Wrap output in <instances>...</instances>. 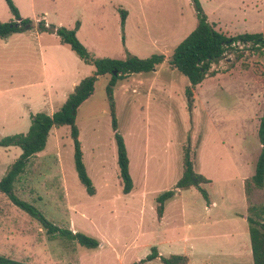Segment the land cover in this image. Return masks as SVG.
<instances>
[{"label":"rangeland","instance_id":"1","mask_svg":"<svg viewBox=\"0 0 264 264\" xmlns=\"http://www.w3.org/2000/svg\"><path fill=\"white\" fill-rule=\"evenodd\" d=\"M214 28L227 36L264 32V0H198ZM28 30L0 37V137L25 133L31 114L57 110L74 84L92 75L50 28L72 29L93 57L125 59L164 54L150 72L133 73L113 89L133 186L122 192L116 144L105 94L110 74L99 76L77 109L75 124L89 195L74 167L67 125L52 128L45 148L30 158L14 193L55 225L99 241L88 249L58 235L0 193V254L28 264H163L143 261L155 247L163 256L185 254L187 264H253L245 220L248 205H264V185L247 196L264 112V47L236 44L211 65L187 106L186 76L168 63L174 47L196 24L192 0H13ZM126 11L121 25L120 11ZM14 20L0 0V22ZM188 148L208 202L194 187L176 192L156 215V197L173 189ZM0 146V178L19 156ZM244 240L248 243V256Z\"/></svg>","mask_w":264,"mask_h":264},{"label":"trees","instance_id":"2","mask_svg":"<svg viewBox=\"0 0 264 264\" xmlns=\"http://www.w3.org/2000/svg\"><path fill=\"white\" fill-rule=\"evenodd\" d=\"M4 1L12 13L14 20L0 22V37H7L14 32L30 29L32 27V20L21 17L13 0ZM192 2L197 19L196 24L192 31L174 47L168 58V63L171 68L186 76L189 81L184 91L189 109L193 101V88L212 72L210 68L214 62L222 59L236 44L248 45L255 49L264 47V32H246L236 36H227L217 31L214 28V24L208 21L198 0H192ZM120 15L121 25L123 26L126 11L121 10ZM78 27V21H76L72 29L65 27L50 28L42 20L37 24V29L40 32L53 31L58 36L60 43L69 45L80 59L87 64L93 65L94 72L92 75L82 78L68 94L62 105L52 114L42 111L31 114L30 125L25 133H16L0 137L1 147L17 146L21 149L19 156L9 165L5 174L0 178V193L5 194L13 204L36 219L42 228L45 229L48 236L53 237L58 235L67 240L76 241L85 248L92 249L99 245V241L96 238L80 231H72L69 228L55 225L46 219L32 204L20 199L14 193V185L24 173L30 158L45 148L51 129L67 125L70 128V135L73 140V160L77 177L89 195L95 193V188L83 164L81 146L78 140L79 132L75 124V119L78 107L92 95L97 78L110 74V78L105 86V94L116 144L119 177L122 184V192L125 194L130 192L133 182L129 174V160L124 139L117 127L113 89L116 82L122 80L124 76L133 73L150 72L156 65L164 61L165 56L162 53H155L146 58H139L128 53L125 59L93 57L77 39L76 32ZM114 71H116V74H114ZM257 134L261 148L256 159L254 173L249 180L244 181V190L247 196L250 194L252 188H261L264 185V112L260 116ZM209 182V179L194 169L188 148H186L182 158V173L176 181L174 188L165 190L156 197L155 211L157 217H162L164 204L168 199L176 192L191 187L198 189L208 202V193L202 187V184ZM246 212L253 264H264V205H248ZM156 257L163 264L188 263V256L185 254L163 256L157 252L155 247H151V252L142 260L149 261ZM0 264L28 263L14 260L0 254Z\"/></svg>","mask_w":264,"mask_h":264},{"label":"crops","instance_id":"3","mask_svg":"<svg viewBox=\"0 0 264 264\" xmlns=\"http://www.w3.org/2000/svg\"><path fill=\"white\" fill-rule=\"evenodd\" d=\"M14 33H16V32H14ZM14 33H12V34H14ZM12 34H10V35H12ZM9 35V36H10ZM8 37V36H7ZM2 38H6V37H2ZM87 64V63H86ZM76 84H74V86H75ZM74 88V87H73ZM73 90V89H72ZM67 98V97H66ZM54 111H51V113L50 114H52ZM9 147H11V146H9ZM17 147V146H16ZM21 153V152H20ZM245 220H246V216H245ZM248 227V226H247ZM249 235V234H248ZM249 243H250V240H249ZM243 248H244V250H245V253H246V255L248 256V243L244 240V244H243V246H242ZM250 250H251V246H250ZM251 252V251H250ZM161 255V254H160ZM251 258H252V253H251ZM244 262H245V259L243 258L242 259V262H240L239 264H244ZM252 262H253V260H252Z\"/></svg>","mask_w":264,"mask_h":264},{"label":"water","instance_id":"4","mask_svg":"<svg viewBox=\"0 0 264 264\" xmlns=\"http://www.w3.org/2000/svg\"><path fill=\"white\" fill-rule=\"evenodd\" d=\"M114 74H116V71H114Z\"/></svg>","mask_w":264,"mask_h":264}]
</instances>
